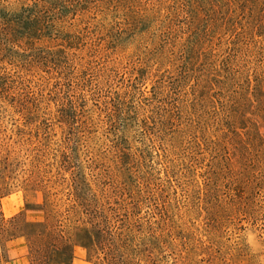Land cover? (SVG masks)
<instances>
[{
    "label": "rangeland",
    "instance_id": "374dc122",
    "mask_svg": "<svg viewBox=\"0 0 264 264\" xmlns=\"http://www.w3.org/2000/svg\"><path fill=\"white\" fill-rule=\"evenodd\" d=\"M6 155L3 264H264V0H0Z\"/></svg>",
    "mask_w": 264,
    "mask_h": 264
},
{
    "label": "trees",
    "instance_id": "16d2710c",
    "mask_svg": "<svg viewBox=\"0 0 264 264\" xmlns=\"http://www.w3.org/2000/svg\"><path fill=\"white\" fill-rule=\"evenodd\" d=\"M7 161V155L4 157L0 156L1 182H4L6 178L4 174L2 175V171H6L8 166ZM4 193H6V189L0 185V198ZM57 217L58 214H55L51 224L44 223L42 225L43 231L40 233L33 231L23 232L28 244L30 264H49L51 261H56L60 254L65 255L68 262L71 260L73 243L70 237L65 235L64 229ZM14 221L15 218L4 220L0 211V264L4 262V257L2 255L3 242L14 238L16 235L15 227L13 226ZM98 232H100V230H98ZM89 238L92 240L93 237L89 235ZM101 242L102 240H99L97 244H99V247L101 246L102 251L103 246ZM121 263L125 264L123 261ZM100 264L112 263L106 255H103V258L100 259Z\"/></svg>",
    "mask_w": 264,
    "mask_h": 264
}]
</instances>
